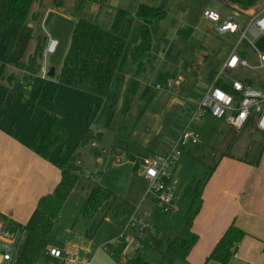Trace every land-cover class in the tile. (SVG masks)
Instances as JSON below:
<instances>
[{"label":"rangeland","instance_id":"rangeland-1","mask_svg":"<svg viewBox=\"0 0 264 264\" xmlns=\"http://www.w3.org/2000/svg\"><path fill=\"white\" fill-rule=\"evenodd\" d=\"M162 2L166 15L152 20L153 44L142 57L140 68L133 64L129 54L137 42L140 27L134 13L140 3L158 6ZM262 7L264 0L249 8L227 7L216 0H36L20 31L17 52L5 53L13 24L0 31L2 129L12 130L14 135H20V139H26L35 132L44 109L59 113L66 131V149L61 152L56 147L49 156L52 161L66 159L76 146L79 147L86 131L98 135L93 144L78 148V165L84 174H92L101 186L116 194L112 213L103 220L97 216L83 220L79 216L83 193L80 190L71 193L61 209L60 231L53 244L64 248L73 245L85 247L91 241L93 248L101 246L104 249V246L122 240L121 235L136 206H139V211L152 210L153 203L147 193L149 183L138 163L139 156L147 153L140 147L145 135V132L141 134L145 119H152L160 111L166 99L160 97L174 91L179 101L187 100L184 116L174 120L178 110L174 107L166 116L160 133L179 132L191 115L193 100L198 101L203 95L198 78L201 83L209 85L231 48L238 44V33H219L214 24L204 20L203 11L212 9L228 15L231 9L236 10L241 14V28L244 29L249 17ZM117 8L129 11V15L122 29L125 45L114 75L116 82L106 98L59 84L57 76L71 42L75 22L82 18L110 29ZM50 40L56 42L53 51L47 50ZM37 46H40L38 52ZM250 52L247 50L248 55ZM32 61L35 72L30 68ZM249 62L254 63L255 57L249 58ZM43 69L47 72L45 80L40 78ZM51 69L54 74L50 76L48 72ZM31 72H34L32 76ZM229 75L235 80L250 78L264 82V69L238 68ZM178 78L192 83L183 96L180 90H172ZM221 78L227 81L225 75ZM187 93L189 98H185ZM152 96L154 98L150 99ZM223 121L206 114L190 125V130L199 138L198 142L186 146L179 160L182 165L174 176L175 209L161 215L154 243L141 251L151 262H160V251L166 247L168 233L182 225L189 208V200L183 196L184 187L193 177L202 178L210 170L207 161L212 150L209 147L215 148L224 139L228 125ZM113 151L117 152L120 161H110ZM21 239L20 232L14 242ZM14 251L15 246L7 250L12 255ZM125 253L132 257L135 251L127 247ZM85 257L91 264V256ZM49 264H53L52 261ZM173 264L185 263L178 259Z\"/></svg>","mask_w":264,"mask_h":264},{"label":"trees","instance_id":"trees-1","mask_svg":"<svg viewBox=\"0 0 264 264\" xmlns=\"http://www.w3.org/2000/svg\"><path fill=\"white\" fill-rule=\"evenodd\" d=\"M36 0H0V31L7 30L13 24V30L8 34L5 53L17 52L20 46L19 35ZM227 7L238 6L249 8L260 0H216ZM135 17L140 22L136 44L129 54L133 64L142 66V57L151 50L153 35L150 30L152 20L166 15L164 2L158 6L140 3L135 10ZM129 11L117 8L110 29L98 26L94 21L78 19L75 22L71 42L63 60L59 75V84L105 97L110 89L115 71L122 56L125 45V35L122 29ZM258 49L264 51V36L256 41ZM40 46H37L38 52ZM30 68L36 71L33 61ZM31 69V70H32ZM30 70V69H29ZM30 72V71H29ZM34 72H31V76ZM137 83V82H136ZM216 85L229 89L222 81ZM98 135L86 131L79 147L93 144ZM66 131L61 123V115L51 109H44L39 124L30 140L29 148L44 159L49 158L52 151L59 147L61 152L66 149ZM79 147L64 160H58L60 179L54 189L42 195L27 222L22 227L24 232L21 241L14 251L15 264H43L46 261V250L60 231L59 215L68 197L74 191L83 193V204L79 216L88 220L94 216L103 220L112 213L116 194L100 185L91 175L84 174L78 165ZM99 154V152L97 153ZM211 171L199 179H192L184 188L183 196L189 200V208L183 217L180 229L169 232L166 237V247L160 251V262L153 263L146 259L141 251L151 247L154 235H148L142 250L132 257L126 256L123 240L104 246L107 253L118 264H173L176 260L187 261L191 249L199 240L198 234L192 230L195 217L202 205V192ZM162 213L156 212L153 218L155 228ZM2 216L0 215V220ZM246 232L240 227L229 225L218 239L205 261L227 264L237 251L238 244Z\"/></svg>","mask_w":264,"mask_h":264},{"label":"crops","instance_id":"crops-1","mask_svg":"<svg viewBox=\"0 0 264 264\" xmlns=\"http://www.w3.org/2000/svg\"><path fill=\"white\" fill-rule=\"evenodd\" d=\"M114 79L110 89L116 82ZM198 79L204 94L211 83L207 85L201 83L200 77ZM191 84L185 79L178 78L172 90L181 91L180 95L183 96L182 94ZM174 93L173 91L172 94L160 97L166 98L160 111L156 112L152 119L150 117L145 119L144 129L141 132V134L145 132V135L140 147L147 153L141 156L166 152L186 124L188 118L179 132L160 133L166 116L174 107L178 108L174 120H180L184 116L187 100L179 101ZM153 98L154 96L150 99ZM185 98H189V93ZM193 101L195 103L190 114L193 113L200 99ZM250 120L239 130H235L224 120L225 125H228L225 132L223 131L224 139L215 148L209 147L212 154L207 166L211 172L203 188L200 211L192 226L199 240L191 249L187 261H183L185 264H220L214 261L206 262L205 259L231 224L243 229L246 235L227 264H264V134L255 129L254 119ZM13 132L4 131L0 125V215L2 216L0 251L2 253L16 247L19 242L15 243L14 240L19 237L20 232L22 235V227L35 209L39 198L51 192L60 179L58 161L44 159L29 148L33 135L20 139V135H14ZM185 150L186 148L183 153ZM179 160L172 171L175 188L174 176L182 165ZM174 198L173 194L171 211L175 209L177 196L175 200ZM181 226L170 232L180 229ZM52 246L74 253L79 264H90L85 255L91 256L89 258L91 264H118L105 248L101 246L93 248L91 241L85 247L73 245L64 248L56 244ZM51 261L53 264L60 263L59 260L50 257L44 262L49 264Z\"/></svg>","mask_w":264,"mask_h":264},{"label":"built area","instance_id":"built-area-1","mask_svg":"<svg viewBox=\"0 0 264 264\" xmlns=\"http://www.w3.org/2000/svg\"><path fill=\"white\" fill-rule=\"evenodd\" d=\"M240 16L241 14L233 9L228 15H223L218 10L212 9L203 11V17L214 23L219 33H238V44L233 46L224 58L220 70L170 148L164 153H154L139 158L138 163L142 168V174L149 183L147 193L153 206L150 211L146 209L139 211V206H136L130 215L121 235L125 249L131 247L135 252L142 250L147 236L156 233L153 222L155 213L166 214L172 210V196L175 190L172 171L186 146L198 142L199 138L190 130V125L193 122L198 121L206 114H211L218 119L226 120L232 128L239 130L249 119L253 118L255 129L264 134V82H255L250 78L235 80L229 75L238 68L264 69V51L258 49L255 44L258 39L264 36V7L250 17L248 16L249 19L244 29L241 28ZM55 45L56 42L50 40L47 50L53 51ZM247 50L251 51L250 55ZM253 57H255V62H249V58ZM46 74V70L43 69L40 78L45 80ZM224 75L227 81L221 78ZM217 81H222L229 89L216 85ZM111 154L110 161H120L121 158L118 157L117 152L115 154L113 151ZM127 231L133 233L129 234ZM23 234L22 231V236ZM46 257L59 260V264H77L78 262L74 253L54 246L46 250ZM14 263V255L9 252L0 253V264Z\"/></svg>","mask_w":264,"mask_h":264},{"label":"water","instance_id":"water-1","mask_svg":"<svg viewBox=\"0 0 264 264\" xmlns=\"http://www.w3.org/2000/svg\"><path fill=\"white\" fill-rule=\"evenodd\" d=\"M54 74V70L53 69H51L49 72H48V75H53Z\"/></svg>","mask_w":264,"mask_h":264},{"label":"snow or ice","instance_id":"snow-or-ice-1","mask_svg":"<svg viewBox=\"0 0 264 264\" xmlns=\"http://www.w3.org/2000/svg\"><path fill=\"white\" fill-rule=\"evenodd\" d=\"M221 98H223V97H221Z\"/></svg>","mask_w":264,"mask_h":264}]
</instances>
